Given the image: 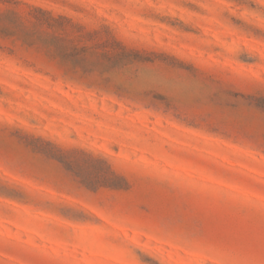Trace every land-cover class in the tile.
<instances>
[{"label": "rangeland", "instance_id": "1", "mask_svg": "<svg viewBox=\"0 0 264 264\" xmlns=\"http://www.w3.org/2000/svg\"><path fill=\"white\" fill-rule=\"evenodd\" d=\"M0 264H264V0H0Z\"/></svg>", "mask_w": 264, "mask_h": 264}, {"label": "trees", "instance_id": "2", "mask_svg": "<svg viewBox=\"0 0 264 264\" xmlns=\"http://www.w3.org/2000/svg\"><path fill=\"white\" fill-rule=\"evenodd\" d=\"M70 156H71V153L63 152L60 157L64 159L65 161H69L73 163V161L68 160ZM93 160L99 161L97 159H93ZM103 170H104L103 179L100 181L102 186L106 188H110V189H122L124 185H127L126 180L120 175H118L116 172H114L108 165L104 164Z\"/></svg>", "mask_w": 264, "mask_h": 264}]
</instances>
